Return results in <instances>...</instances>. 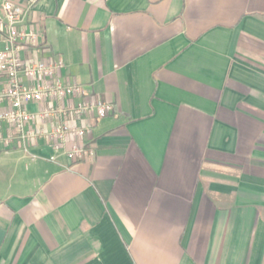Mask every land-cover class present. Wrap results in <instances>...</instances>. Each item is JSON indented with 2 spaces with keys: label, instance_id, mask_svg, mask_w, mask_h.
Here are the masks:
<instances>
[{
  "label": "crops",
  "instance_id": "1",
  "mask_svg": "<svg viewBox=\"0 0 264 264\" xmlns=\"http://www.w3.org/2000/svg\"><path fill=\"white\" fill-rule=\"evenodd\" d=\"M25 24L23 59L114 113L75 122L80 162L1 125L0 264H264V0H38Z\"/></svg>",
  "mask_w": 264,
  "mask_h": 264
},
{
  "label": "built area",
  "instance_id": "2",
  "mask_svg": "<svg viewBox=\"0 0 264 264\" xmlns=\"http://www.w3.org/2000/svg\"><path fill=\"white\" fill-rule=\"evenodd\" d=\"M38 0L17 4L0 2V127L6 124L14 137L31 144L46 137L52 148L64 151L72 162L94 157V151L83 140L91 135L88 124L77 120H102L114 113V106L97 99L76 82L62 80V60L45 59L29 62L22 53L38 43L39 33L25 24ZM30 105L39 106L30 112ZM44 122L54 123L52 131L35 128ZM76 138L69 147V140ZM11 139L1 140L8 146Z\"/></svg>",
  "mask_w": 264,
  "mask_h": 264
}]
</instances>
